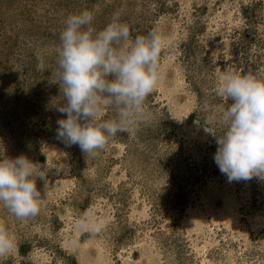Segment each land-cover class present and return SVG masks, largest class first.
Segmentation results:
<instances>
[{
  "label": "rangeland",
  "instance_id": "obj_1",
  "mask_svg": "<svg viewBox=\"0 0 264 264\" xmlns=\"http://www.w3.org/2000/svg\"><path fill=\"white\" fill-rule=\"evenodd\" d=\"M84 10L97 30L119 16L133 36L167 38L149 118L94 156L57 138L51 108L64 21ZM225 69L264 71V0H0V153L27 155L49 182L34 217L0 206L19 244L0 264H264V180L229 182L203 130L223 131ZM85 213L99 230L78 226Z\"/></svg>",
  "mask_w": 264,
  "mask_h": 264
},
{
  "label": "clouds",
  "instance_id": "obj_2",
  "mask_svg": "<svg viewBox=\"0 0 264 264\" xmlns=\"http://www.w3.org/2000/svg\"><path fill=\"white\" fill-rule=\"evenodd\" d=\"M94 18L88 10L67 16L56 49L58 79L52 80L60 85L61 97L51 103L62 114L56 136L68 146L78 145L86 156L103 151L118 133L130 134L149 118L146 100L161 77L159 61L167 45L159 30L133 36L119 16L97 30ZM214 87L219 98L233 101L221 113L220 135L207 123L203 129L218 145L216 166L229 182L264 180V71L225 69ZM41 153L47 156L43 145ZM38 165L27 155L0 153V206L18 220L38 215L48 196L47 174ZM77 223L80 228L101 227L90 223V213ZM18 254L16 236L0 223V261Z\"/></svg>",
  "mask_w": 264,
  "mask_h": 264
}]
</instances>
